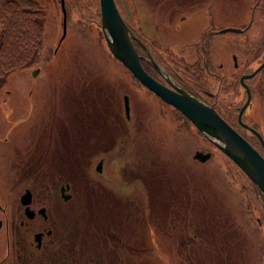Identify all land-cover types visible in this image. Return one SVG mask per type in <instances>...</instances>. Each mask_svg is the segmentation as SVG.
<instances>
[{"label": "rangeland", "instance_id": "rangeland-1", "mask_svg": "<svg viewBox=\"0 0 264 264\" xmlns=\"http://www.w3.org/2000/svg\"><path fill=\"white\" fill-rule=\"evenodd\" d=\"M174 1L176 7L170 12L167 9L168 0H157L158 9L163 8L160 11L161 21L159 22L163 25H159L158 30H155L148 23L151 16L149 7L153 6L152 1L123 0L125 7L129 11L131 7L132 10L130 14L132 17L130 15L126 17L122 10V2L113 0L118 13L129 24L130 32L135 38H141L143 35L138 28V20L142 17L147 23L146 25L141 23L145 33H152L153 37L157 38L156 44L167 45L170 50H173L175 45L193 42L206 26L197 9L184 12L186 17L181 22L177 20V13H183L185 7H182L181 0ZM230 4L231 2L228 4L220 2L218 5L220 7L217 6V16L214 18L216 26L227 24L226 19L231 18L233 9ZM143 5L146 9L141 8L144 7ZM97 7L94 6L98 11ZM217 7L215 4L212 5V8ZM39 8L37 12L42 18L43 28L41 56L47 55L49 51H52L54 55H50V60L47 62L44 59H41L39 63L36 62L38 59L35 62L28 60L25 65L6 73L0 83V112L2 113L4 108L8 119L1 130L3 134L11 136V127L13 126L12 129H14L18 126L16 119L21 113H16L15 107L17 105L24 107L27 114L33 97L38 100L41 95L63 97V95L81 94V98H86L95 94L99 99L92 108L96 110L99 107L103 111L110 108L109 112L115 111V117L107 119L111 122L108 129L101 127L97 132L84 133L85 143L74 146L73 150L76 154L74 157L76 159L78 157V162H86L89 154L95 152L94 158L101 155L103 160L100 166L101 171L107 172L114 178V180L111 178L105 180L106 186L113 188L119 182L121 189L118 191L122 194L116 196L122 204L119 207L105 201L99 191L90 192L92 224H95L99 230L97 236L99 240H102L100 237L104 236L103 231H107L106 227L109 223L117 225L118 228L114 227L113 232L119 236H127L131 243L132 264H143V257L148 260V264H160L156 259L155 249L148 250L156 239L164 248V264H175V260L180 264H190L184 250V239L188 235L193 240L188 246L194 254L193 264H205L209 259L216 257H223L227 260V264H264V252H261L264 250L262 232H259L257 224L259 221L255 217L247 222V213H245L247 210L241 208L239 204L240 197L249 209V201L252 199L250 188H248L250 183L245 177L236 170L228 171L227 163L222 161L220 156L212 155V152L216 153L213 144L203 134L194 133L197 132L196 129L191 123L186 125L184 118L182 131L168 126L167 109L160 107L156 97H152L143 86L129 76L127 69L121 64L114 63L112 57L108 56L110 52L101 34L98 14L93 15V23L88 22L91 28L82 26L75 19L67 22L60 39L62 31L60 19L54 16L55 9L51 4L46 8ZM226 9H229L228 12L225 11ZM55 14H59L58 8ZM164 15L169 18H164ZM161 51L166 53L163 49ZM108 59L112 60L108 61ZM79 68L85 73L84 75H79ZM31 69H37L35 76H32ZM45 79L49 82L44 95L43 80ZM3 89L7 90V94L2 92ZM123 94L127 96L130 111L132 110L135 115L132 117V122L126 121L122 112ZM106 112L103 114L108 117L105 115ZM30 122L31 119L28 123ZM99 136L106 140L105 145L104 142L97 147L90 145L93 144L92 139ZM109 136L123 138L121 142L117 141L116 145H113L107 142ZM196 137H200L199 141ZM34 139V131L29 130L27 135L24 134V137L17 139L18 142L11 141L14 145L13 151L18 152L20 147L22 159L24 154L26 157L30 155L33 159L36 154L32 148L36 142ZM84 139L82 138L81 142ZM9 145L10 140L8 144L0 143V150L7 151ZM23 150L26 152L24 153ZM194 150L207 151L210 156L199 162L191 156ZM32 159L30 158L29 161ZM149 171L154 174L152 182L148 180ZM91 172L96 174L92 169ZM231 173L236 174V178L230 177ZM95 176L100 178V175ZM148 183L155 186V189L151 188L149 200L152 198L153 208L156 211L160 210L155 213L153 220L151 215H148L147 195H145ZM180 201L188 202L187 207L181 209L184 205ZM172 203L180 209L177 214L173 210ZM177 203L180 204L177 205ZM226 218H229L232 223L224 221ZM219 225L221 227L231 225L227 235L233 241L232 244L228 243L223 247L219 245L218 242H223V238L215 234V229L217 233L221 228ZM193 233L195 237L191 236ZM139 238L145 246L144 250H141L142 246H139ZM175 239L179 243L176 241L175 244ZM174 244L175 247L177 245L176 250L173 247ZM171 255H173L172 259ZM124 260L122 259L125 263Z\"/></svg>", "mask_w": 264, "mask_h": 264}, {"label": "flooded vegetation", "instance_id": "flooded-vegetation-1", "mask_svg": "<svg viewBox=\"0 0 264 264\" xmlns=\"http://www.w3.org/2000/svg\"><path fill=\"white\" fill-rule=\"evenodd\" d=\"M32 1L38 7L46 8L51 4L55 10L58 8L59 14L56 15L54 10V16L60 19V27L64 16V27L75 19L82 26L91 28L88 22L93 23V15L98 14L94 8L98 6L97 0ZM118 1L122 2L124 15H130L131 7L129 11L123 0ZM150 1L153 6L149 7L151 16L148 23L152 29L158 30L162 24L159 22L163 8L158 9L157 0ZM181 1L185 8L183 13H177V20L181 22L186 17L184 12L197 9L205 21L206 26L193 42L175 45L173 50L164 49L166 53L160 48L155 50L157 38L152 33H145L141 25L147 24L145 19L141 17L138 20L140 34H143L138 37L139 42L169 79L163 78L150 65L144 47L135 39H132V45L136 43L140 46L138 56L151 77L171 88V85H177L211 106L264 158V64L251 76L246 75L264 60V0ZM168 2L167 9L171 12L176 3L174 0ZM220 2H231L233 10L231 18L226 19L227 24L216 26L214 18ZM214 4L218 7L212 8ZM143 6L140 7L146 9ZM123 21L129 27L126 20ZM229 27L234 29L220 31ZM48 82V79L43 80V94L47 92ZM2 92L7 94L6 89ZM149 94L155 97L151 92ZM157 100L160 107L167 109L168 126L182 131L183 114L168 103ZM86 101L81 94L63 97L41 95L38 100L33 97L27 114L24 107H15L14 111L21 115L16 119L18 126L11 127L12 135L9 137L1 131L8 121L5 109L0 112V143L8 144L10 140L9 149L0 150V264H132L131 243L127 236L113 232L117 225L109 223L107 231H103L104 236L100 237L102 240H99V230L92 224V190L99 191L104 200L112 205L121 207L122 204L116 197L121 194L118 180H115L117 185L109 188L105 180H114L113 176L102 172L101 167L99 171L94 168L98 161L102 166L101 155L94 158L95 152L89 154L88 163L86 158V162H78V157H74V146L85 143L84 133L97 132L101 127L108 129L111 122L107 119L115 117L114 110L112 113L110 108L106 109V117L102 108L95 110L87 107ZM1 104H4L3 100ZM122 112L124 114L123 106ZM132 112L128 103L127 115L124 114L126 121L132 122L135 116ZM28 129L34 131L36 142L32 148L36 154L33 159L24 154L22 159L20 147L18 152L13 151V140L18 142L17 139L27 135ZM82 138L84 141L81 142ZM122 138L110 137L107 142L116 145ZM92 140L95 147L106 142L100 136ZM95 175H100V178ZM138 240L141 250H144L141 238ZM175 244L173 247L176 250ZM189 245L185 244L184 250L189 263L193 264L195 258ZM153 248L157 253L156 259L164 264L161 242L156 239L148 250ZM143 258V264H148V260ZM226 261L223 258L217 262L209 259L205 264H227ZM174 262L180 264L177 260Z\"/></svg>", "mask_w": 264, "mask_h": 264}, {"label": "water", "instance_id": "water-1", "mask_svg": "<svg viewBox=\"0 0 264 264\" xmlns=\"http://www.w3.org/2000/svg\"><path fill=\"white\" fill-rule=\"evenodd\" d=\"M98 13L100 14L99 25L102 37L111 55L119 60L125 69L142 84L148 91L164 103H168L177 109L193 126L214 144L219 151L226 155L236 166H238L246 177H249L254 186L264 198V158L254 150L238 132L219 116V114L202 100L195 98L188 91L177 85L171 87L163 85L157 79L151 77L140 66L139 56L132 45L134 35L124 24L120 14L117 12L113 0H98ZM62 33L64 34V16L61 22ZM234 28H222L220 31H229ZM139 43V42H138ZM140 45V43H139ZM145 54L150 65L165 79H169L164 70L150 57L145 49ZM264 60L256 66L249 75L251 76ZM37 69H31L32 76H35ZM170 81V80H169ZM168 81V82H169ZM171 82V81H170ZM123 111L127 115V96H122ZM207 151L194 150L191 156L201 162L209 156ZM96 171L100 170V161L94 166ZM264 210V205H263Z\"/></svg>", "mask_w": 264, "mask_h": 264}, {"label": "trees", "instance_id": "trees-1", "mask_svg": "<svg viewBox=\"0 0 264 264\" xmlns=\"http://www.w3.org/2000/svg\"><path fill=\"white\" fill-rule=\"evenodd\" d=\"M37 8L40 9L38 6L35 5V3L32 0H0V83L2 82L3 78L6 76L7 72L17 68L18 66L25 65L26 63H28V60H30V62H35L38 59L36 62L39 63L41 59L42 60L44 59L45 62H47L50 60V55H54L52 51L47 50L49 51V53L47 55L43 54V56H41V53H42L41 48L43 45V42H42L43 41L42 40L43 28H42V18L39 17V12H37ZM155 45L161 49H169V47H167L166 45H161V46L158 44H155ZM134 46L136 48V51L139 52L140 46H138L136 43ZM108 56L112 57L114 63H116L117 65L121 64L112 55H110V53ZM112 59H108V61ZM115 65L113 67H115ZM117 65L116 67H118ZM140 65L142 66V68L145 69L146 72L149 73V71L144 67V64L141 62V59H140ZM79 69H80L78 70L79 75L80 76L84 75L85 73H83L81 68ZM129 76L133 80H135L131 74H129ZM135 81L138 83L137 80ZM93 95L94 96L92 97L86 96V98H84L85 101L87 100L86 101L87 107H92V105L97 103L99 98L97 99L95 94ZM184 120H185L184 123L186 125L189 124V121H187L185 117H184ZM194 133L198 134V132H194ZM199 138H197L198 141H199ZM213 149H215L214 151L216 153L212 152L213 153L212 155L220 156L222 158V161H225L227 163V167H229L228 171H231V172H234L235 170L238 171L242 176L245 177L247 182L250 183L248 188H250L252 199H250L249 201V209H248V206L244 205L243 199L240 197L239 199L241 203L239 202V204L241 208H245L247 210L245 212L247 213L246 215L248 218L246 219L247 222H250L249 220H252V218L254 219L255 217H257L259 221V223L257 224L259 227V232H262L261 239L263 238L262 244L264 245V210L262 209V205H261L263 198L260 192L253 185L251 180L243 174L240 168L234 165L230 161V159L226 157V155L219 152L215 146L213 147ZM209 156H210V153H209ZM148 174H149L148 180L152 182L151 179H152V175L154 176V174L152 171H149ZM229 175L232 178H236V174L234 175L233 173H231ZM148 185H149L148 190L145 191L146 192L145 195H147L148 215L149 216L151 215V218L153 220V218L156 216L155 213H158L160 210L158 209L156 211L153 208L152 201L154 200H152V198L149 200V193L151 192V188L153 187L155 189V186H153L151 183H148ZM180 203H183L184 205L181 207V209L187 207L186 204L188 202L180 201ZM180 203H177V205H179ZM159 205H162V203H159ZM172 205H173V210L175 211V214H177V211H180V209H178L176 204L172 203ZM227 220H229V218ZM227 220H224V221L227 222ZM153 224L154 226H157L156 223H153ZM231 225L229 226L225 225L224 227H221V225H219V227L221 228L217 231V233L215 229V234H217L218 237L223 238L222 243L218 242L219 245H221L222 247L227 246L226 244L228 243L232 244L233 242L227 235L228 228H230ZM186 234L188 235V233ZM191 236L195 237L196 235L193 233L191 234ZM191 240L192 238H190V235H188V237L184 239V244H188V243L190 244ZM219 249L220 251H223L222 248H219ZM261 252H264V250ZM222 258L216 257V258H212V260L213 262H217V260H220ZM171 259H172V255H171Z\"/></svg>", "mask_w": 264, "mask_h": 264}]
</instances>
